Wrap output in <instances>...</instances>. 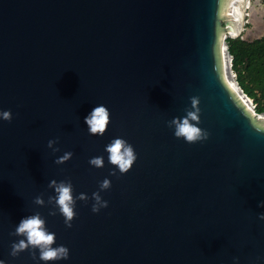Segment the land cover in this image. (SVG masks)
I'll list each match as a JSON object with an SVG mask.
<instances>
[{"label": "water", "instance_id": "95a60500", "mask_svg": "<svg viewBox=\"0 0 264 264\" xmlns=\"http://www.w3.org/2000/svg\"><path fill=\"white\" fill-rule=\"evenodd\" d=\"M223 2L0 0V109L13 117L0 119V259L45 264L31 249L9 255L26 239L9 233L40 212L53 246L70 250L47 264H264V127L223 77ZM192 96L210 135L190 144L168 121ZM100 104L111 123L93 136L85 117ZM114 138L137 160L110 176ZM66 151L72 158L56 164ZM101 155L104 167L89 164ZM106 177L108 206L93 213ZM52 179L90 198L77 201L71 228L58 211L48 215L52 205L34 203L55 195Z\"/></svg>", "mask_w": 264, "mask_h": 264}, {"label": "clouds", "instance_id": "9594fccd", "mask_svg": "<svg viewBox=\"0 0 264 264\" xmlns=\"http://www.w3.org/2000/svg\"><path fill=\"white\" fill-rule=\"evenodd\" d=\"M191 107L185 109L183 117H173L168 121V126L174 128V136L183 138L187 143H197L208 139L209 132L201 127L200 124V99L197 96L190 97ZM12 111L0 109V119L5 121L12 120ZM88 132L93 136H103L111 123L110 110L103 104L93 108L88 116L85 117ZM56 140H49L48 147L53 152L59 151V148L54 147ZM105 151L108 154V162L114 167L110 170L109 175H117V169L121 175L127 173L137 160V153L134 147L123 138H114L105 146ZM73 156L71 151L64 152L63 155L57 157L56 164H63L70 160ZM89 164L96 168L105 166L104 157L94 156L89 159ZM112 182L109 178H104L99 184V190L91 194V199L94 201L91 206L93 213H98L102 208L108 206V201L104 200L100 194L101 191L110 189ZM48 188L54 189L55 195L48 196L47 202L43 198V194L37 195L34 198V203L39 206L52 205L48 215L55 216L57 211L64 217L66 227H72V221L76 217L75 211L77 201L87 202L90 198L86 193H79L74 196L73 184L70 179L57 181L52 179L48 183ZM259 207H264V201L259 202ZM258 218L264 220V213H259ZM46 217L40 212L28 215L21 219L14 231L9 233L12 236L25 237L13 241L9 255L17 257L21 252L31 249L33 259L47 262L67 260L70 255V250L65 245L53 246L56 243V234L48 230L46 226ZM39 250V256L36 255V250ZM238 260V258H234ZM0 264H6V261L0 259Z\"/></svg>", "mask_w": 264, "mask_h": 264}, {"label": "trees", "instance_id": "16d2710c", "mask_svg": "<svg viewBox=\"0 0 264 264\" xmlns=\"http://www.w3.org/2000/svg\"><path fill=\"white\" fill-rule=\"evenodd\" d=\"M226 43L238 85L253 100L255 111L264 113V35L253 40L229 36Z\"/></svg>", "mask_w": 264, "mask_h": 264}, {"label": "rangeland", "instance_id": "374dc122", "mask_svg": "<svg viewBox=\"0 0 264 264\" xmlns=\"http://www.w3.org/2000/svg\"><path fill=\"white\" fill-rule=\"evenodd\" d=\"M224 0L223 6L221 9V26H220V37L221 42H225L226 37H236L229 35L230 32L229 27L231 25H238L241 29L240 33L237 36H241L248 40H253L264 35V0ZM232 10L233 15L236 16V20H234V16L231 15L230 11ZM239 20V21H238ZM228 52V51H227ZM228 61H229V71H230V78L236 81V75L232 70L231 65V56L228 53ZM234 74V76H233ZM238 84V83H237ZM248 97V96H247ZM251 106L255 111V105L252 99ZM257 113V112H256ZM255 116V115H253ZM258 118V117H257ZM255 122L259 125L264 127V119L259 120L257 119Z\"/></svg>", "mask_w": 264, "mask_h": 264}, {"label": "bare ground", "instance_id": "6f19581e", "mask_svg": "<svg viewBox=\"0 0 264 264\" xmlns=\"http://www.w3.org/2000/svg\"><path fill=\"white\" fill-rule=\"evenodd\" d=\"M233 1V0H232ZM231 1V4L233 3ZM231 15H233V12L232 10L230 11ZM234 16V20H236V16ZM239 21V20H238ZM230 29V32L228 33L229 35H232V36H237L241 29L238 25L234 26V25H231L229 27ZM221 47H222V69H223V77H224V80L226 82V84L229 86V88L231 89V91L237 96V98L241 101V103L245 106L246 110L251 113L252 115H255V117H258L260 119H264V113L262 114H258L256 113V111L253 110V107L251 106V101L249 100L250 98L247 97V95H245V93L242 91V89L240 88V86L237 84V82L233 81L231 78H230V71H229V61H228V50H227V45L226 43L223 41L221 42ZM234 76V74H233Z\"/></svg>", "mask_w": 264, "mask_h": 264}]
</instances>
